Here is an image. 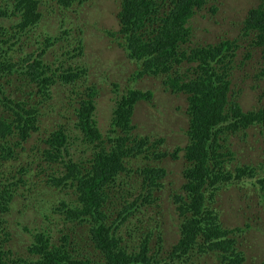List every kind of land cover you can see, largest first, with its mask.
Returning <instances> with one entry per match:
<instances>
[{"label":"trees","instance_id":"1","mask_svg":"<svg viewBox=\"0 0 264 264\" xmlns=\"http://www.w3.org/2000/svg\"><path fill=\"white\" fill-rule=\"evenodd\" d=\"M47 1L0 0V169L7 164L16 167L24 144L44 130L49 134L38 154L45 160L46 176H38L35 183L40 187L45 183V189L57 188L66 195L73 190L77 203L68 206L61 201L57 211L65 216L63 229L54 234L37 230L24 253H15L10 247L15 230L8 232L0 220V264H202L210 257L221 264H242L245 257L236 238L241 229L223 230L219 221L221 192L234 186L241 189V182L252 179L262 192L264 175L254 176L247 172L248 166L231 167L234 151L228 138L258 122L264 127V103L257 111L244 112L238 101L228 100L239 69L235 64L241 47L238 39L206 47L189 45L191 20L215 0H121L118 13L120 46L138 66L133 79L159 77L165 89L162 92L187 100L184 182L173 196L175 215H171L179 222L178 236L170 247L163 236L162 203L157 195L165 187L166 170L151 166L168 157L178 159L181 148L169 153L160 148L164 139L152 142L149 137L135 146L130 144L135 105L152 99L150 90L133 85L117 101L104 137L96 120L95 85L81 87L86 68L67 64L82 57L83 40L71 38L69 30L55 36L46 32L39 7ZM87 1L59 0L57 4L68 10ZM256 1L239 36L257 38L264 47V0ZM208 11L214 14L217 6ZM38 37L42 40H36ZM18 43L21 47L38 43L39 47L16 57L13 50L19 49ZM49 51L62 54L48 62ZM23 52L21 49L18 54ZM259 66L254 75L263 81L264 53ZM6 83L9 89L4 88ZM58 86L70 87L69 97L77 99L75 124L49 131L43 117L51 113L48 106ZM75 146L85 147L84 159L74 160ZM138 158L145 165L140 170L129 169L127 163ZM56 164L64 171L49 179L46 167ZM28 172V167L21 168L12 184V171L0 172V214L9 211L17 198L12 185H26ZM153 212L156 214L150 215Z\"/></svg>","mask_w":264,"mask_h":264},{"label":"rangeland","instance_id":"2","mask_svg":"<svg viewBox=\"0 0 264 264\" xmlns=\"http://www.w3.org/2000/svg\"><path fill=\"white\" fill-rule=\"evenodd\" d=\"M57 3L59 0H48L40 5L39 10L44 19L43 26L51 36L60 35L63 31L69 30L71 38L83 40L82 57L68 61L67 64L71 66L80 64L86 68V76L83 75L84 81L81 87L95 85L98 92L95 99L96 119L103 130L104 137L110 130V119L117 101L133 85L135 89L150 90L152 99L135 105L133 113L135 129L131 133L130 144L135 146L142 138L149 137L152 142L164 139V144L160 148L169 153L178 147L181 148L178 159L168 157L159 164L167 171L165 187L157 192V195L160 198L159 201L163 203L159 206V210H162L160 220L164 224L163 236L166 246L170 247L176 243L178 236L179 222L177 219H171V215H175L173 196L180 192L183 183L182 171L186 163L183 155L188 144L187 100L184 96L162 92L165 89L159 77L145 76L137 80L133 79L138 66L135 61L129 59L120 46L121 39L117 36L121 30L118 19L121 0H89L83 4H75L68 10ZM215 3H209L205 8L206 11L198 12L191 20L192 38L189 45L206 47L218 44L223 39H238L241 47L237 51L235 64L239 65V69L232 80L231 87L235 90L228 96V100L238 101L244 112L257 111L264 103V80L261 81L254 74H257L259 65L262 64L264 47L259 46L257 38H244L239 34L240 32L243 34L242 30L244 31L245 28L243 20L258 2L256 0H215ZM212 5L217 6L214 14L208 11L211 10ZM36 40L39 41L42 38L38 37ZM18 45L19 49L13 50L16 57L32 53L39 47L38 43L25 47H21L20 43ZM21 49H24V52L19 55L18 51ZM61 54L60 51L54 54L49 51L46 59L52 62L55 55L61 56ZM7 87L8 83L4 88L9 89ZM69 92L68 86H58L54 89V98L48 106L51 113L48 118L43 117L47 127L50 128L49 131L61 125L74 127L73 111L77 99L74 98L75 95L69 97ZM70 105L72 107L68 108ZM43 132L44 130L38 135H33L24 144L25 150L19 155L21 159L16 167L7 164L0 169L2 175L9 170L12 171L9 182L11 184L16 182V173L21 168L28 167L29 171L28 175L26 174L27 178L25 177L26 185L20 183L12 185L13 192L16 188L17 198L12 202L9 211L0 214L2 224H6L5 230L8 232L15 230L9 242L15 253H18L16 250L25 252V246L32 242V236L37 230L47 229L54 234L56 230L63 229L61 223H66L65 216L59 213L57 208L61 201L66 202L68 206L73 204V190L71 195H66L57 188L45 189V183L41 188L39 183H35L38 176L42 178L46 176L43 172L45 160L41 154H38L39 150L42 151L45 148L44 140L49 134L45 135ZM237 132L231 133L228 138L230 149L234 151V155H231V167L248 166L247 172H252L254 176H263L264 127L258 122L247 129L240 128ZM83 150H85L83 146L74 147L73 151L77 155L74 157L75 161L87 156V152L83 153ZM18 151L20 152L21 149ZM46 168L49 171V179L52 176L54 178L56 172L64 171L59 164ZM133 168L136 169V165H133ZM241 183V189L234 186L227 192H221L223 204L219 221L223 230L237 227L241 229L236 238L237 248L245 257L242 264H264V191L261 192L256 179ZM29 193L33 194V197H30ZM156 212L150 215H155ZM202 264H221V262L215 257H210Z\"/></svg>","mask_w":264,"mask_h":264},{"label":"clouds","instance_id":"3","mask_svg":"<svg viewBox=\"0 0 264 264\" xmlns=\"http://www.w3.org/2000/svg\"><path fill=\"white\" fill-rule=\"evenodd\" d=\"M224 40V39H223ZM228 40H232V39H228ZM231 47V46H230ZM226 54V53H225ZM226 56H229L228 54H226ZM97 120V119H96ZM97 122H98V120H97ZM137 145V144H136ZM144 159V158H143ZM147 163H151V162H149V161H146ZM153 163V165L151 166V167H153V166H155V165H158L159 167H160V163H158L157 161H155V162H152ZM133 165L135 166L136 165V169L135 168H133ZM145 164L141 161V159L140 158H138V159H134L131 163H130V165L127 163V166L129 167V169L130 168H132V169H134V170H140L141 169V167L142 166H144ZM140 166V167H139ZM167 178V171H166V177H165V179ZM165 181L166 180H164V181H162V184H163V186L166 184L165 183ZM184 182V181H183ZM41 188V187H40ZM72 189H74V188H72ZM75 190V189H74ZM180 191H181V187H180ZM67 192H69V191H67ZM73 194H74V192H73ZM69 195H71V193L69 192ZM161 201V200H160ZM209 201V200H208ZM208 201H207V203H208ZM73 202L75 203H77V193H75L74 194V198H73ZM206 203V204H207ZM162 205H163V203H162ZM175 206V205H174Z\"/></svg>","mask_w":264,"mask_h":264},{"label":"flooded vegetation","instance_id":"4","mask_svg":"<svg viewBox=\"0 0 264 264\" xmlns=\"http://www.w3.org/2000/svg\"><path fill=\"white\" fill-rule=\"evenodd\" d=\"M158 203H162V202L158 200Z\"/></svg>","mask_w":264,"mask_h":264}]
</instances>
